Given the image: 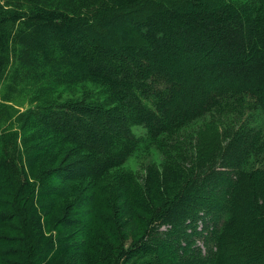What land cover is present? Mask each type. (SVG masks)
<instances>
[{
	"label": "trees",
	"instance_id": "16d2710c",
	"mask_svg": "<svg viewBox=\"0 0 264 264\" xmlns=\"http://www.w3.org/2000/svg\"><path fill=\"white\" fill-rule=\"evenodd\" d=\"M158 1L0 0V82L10 78L14 90L19 81H35L45 94L91 83L99 95L26 113L0 104V121H18L23 134L39 131L38 140L64 150L53 169L55 184L84 180L94 187L76 204L83 221H67L62 229L89 224L98 184L140 149L133 128L143 126L150 148L168 157L175 194L149 171L147 200L138 208L154 215L128 261L264 264V127L247 128L244 120L223 143L228 135L220 137L219 122L230 123L223 115L234 108L235 117L246 116V105L264 111V0ZM195 122L204 124L187 129ZM5 135L0 205L27 227L19 202L29 190L17 158L18 133ZM111 186L103 191L109 206L119 203V237L133 231L139 214L125 184ZM152 197L165 198L160 208L153 209ZM26 237L24 228L22 240L0 243V264H33ZM41 248L40 257L57 258Z\"/></svg>",
	"mask_w": 264,
	"mask_h": 264
},
{
	"label": "rangeland",
	"instance_id": "374dc122",
	"mask_svg": "<svg viewBox=\"0 0 264 264\" xmlns=\"http://www.w3.org/2000/svg\"><path fill=\"white\" fill-rule=\"evenodd\" d=\"M157 4H161V2L157 0ZM11 82L10 78L0 82V104L10 107L16 113H26L52 102L61 104L70 100H95L99 98L97 87L91 83L65 86L64 88L61 86V89L56 92L45 94L40 93L42 85L38 82L22 80L15 85L14 90L8 86ZM246 108H248L246 116L244 111L242 116L238 114L235 117L236 109L234 108L223 115V119H231L230 123L223 125V122L219 121L222 126L220 127V137L228 135L226 139H223V143L230 140L232 135H229L237 131L239 124L244 120H246L247 128L261 129L264 127V111L255 105L249 107L246 105ZM200 124L202 126L204 123L195 122L190 124L191 126L188 125L187 129L195 130ZM18 127V121L13 122L11 119L0 121V136H6L5 134L11 131L18 133L17 152L20 153L17 158L24 174L23 181L27 183L26 190H29L27 194L19 197V202L28 223L27 227L24 226L26 223L22 222L19 217L17 218L18 215L14 210L10 209L6 203H2L0 205V218L5 223H0V236L3 237L0 243L8 242L11 239L22 240L25 228L26 238L29 235L28 239H30L34 249H32L33 264H146L148 260L152 259L150 257H134L128 261L127 258V253L147 232L143 228L146 220L154 215V211L143 212L138 208V205L145 203L142 202L143 200H147L144 199V185L151 170L154 174H159L162 177L161 180L169 186L171 195L175 194V184L168 172L167 155L158 148H150L146 128L143 126L133 128L136 136L141 140L140 149L98 184L97 196L99 199H97L94 212L88 219L89 224L80 223L62 229V223L67 221L78 219L83 221L76 204L82 192L91 195L94 187L84 180L55 184L53 169L61 163L65 155L64 150L58 148L59 146L55 141L47 142L48 138H44L45 141H43V137L42 140H38L36 134L39 135V131L29 130L23 134V130H19ZM1 141L2 139H0V143ZM62 152H64L63 155ZM129 176H132V180ZM119 183H124L127 187L130 200H134L135 210L139 215H137L136 224H133V228L131 227L133 231H121L120 236L117 237L115 217L118 216L119 203L116 202V209L109 206L106 199L108 193L104 192L103 189L109 186L112 188L111 185H118ZM152 198L154 210L160 208L165 200V198ZM167 229V226L161 227V231ZM37 245L44 250L53 249L54 252H57V258L48 261V259L40 257L42 254L40 250L36 251ZM6 248H9L10 251L21 249L13 245H8ZM158 257L161 259L165 256L158 255ZM15 262L18 264L17 261ZM162 264H170V261Z\"/></svg>",
	"mask_w": 264,
	"mask_h": 264
}]
</instances>
